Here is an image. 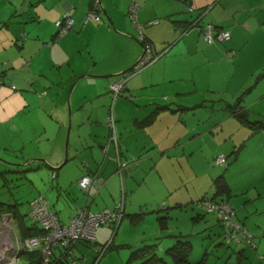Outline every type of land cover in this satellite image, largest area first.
<instances>
[{
  "label": "crops",
  "instance_id": "obj_1",
  "mask_svg": "<svg viewBox=\"0 0 264 264\" xmlns=\"http://www.w3.org/2000/svg\"><path fill=\"white\" fill-rule=\"evenodd\" d=\"M19 1L10 0L4 7L6 1L2 0V7L0 6V47L2 49L9 46L14 47V51H10V55L0 58V76L3 78L0 83V102L10 105V109L5 114L6 119L1 122L10 123L14 131L19 130L21 124L22 127L25 126L24 118L15 121V116L21 117L20 114L25 112L27 107L28 110L29 108L32 109L33 103L29 99L33 98L36 101L35 107L32 109L35 111L32 118L36 120L37 124L38 110H42L40 111L42 115H40L41 130L39 134L58 124L60 126L67 124V102L71 111V122L78 113L75 120L79 125L87 121L86 119L96 123L105 120L110 129L109 136L110 133H114L111 144L108 142L109 137L104 140V138L98 137L97 131L92 134L94 137L91 140L85 139L84 146L87 148L83 151L86 152L88 148H91L89 151L91 156L98 160V167L93 171L89 168L87 173L81 175L80 178L90 173H97L100 183L90 185L88 191L81 189L79 184L73 190L66 188V190L72 191L74 200L73 207L70 208L72 212L69 216L70 221L77 210L84 205L89 208V211L113 209L123 194L121 187L124 188L125 192L124 207L126 204L130 208L133 207L135 205V192L145 183L153 169L161 180V186L155 188V191L160 190V194L154 192L153 199L142 200L144 205L154 207L163 202L165 206L180 208L188 206L194 199L199 200L201 197L202 199L208 197L202 195L208 188H203L199 192L193 190L192 184L195 179L189 175L195 171L192 156H190L193 151L190 148L187 149V146L185 147L186 150L177 144L186 136H191V139H194L196 135L186 116L182 114V112L188 111L190 107L181 102L178 95L199 88L193 78L180 76L179 66L175 65L174 62H177L176 59L179 55L193 54L202 58L205 66H210L216 62H225L235 68V71L239 69V77L231 87L230 84L235 73L226 75L225 89L255 88V85H248L254 77L264 71V0H135L139 9L133 18L128 14V8L134 0H112V3L108 0H100L102 7L98 11L100 16L98 23L93 21L80 23L83 19L81 16L84 17L94 0H52V2L49 0H21L22 6L20 8L17 4ZM207 7L209 10L201 18V22L208 21L220 28L230 30L229 39L222 42L206 43L196 28L188 29L182 34L184 22L194 17L189 12ZM66 13L72 19V27L68 31L57 37L56 32L50 34L51 28L48 24L41 32L40 29H43L44 21L50 23L51 20L59 19L58 17L63 14L66 15ZM78 13L80 15H77ZM103 15L107 17L108 21H103ZM79 24L80 30L77 31ZM101 29L103 35L105 34L104 40L100 45L102 37L98 49L92 50L91 42L94 41V37ZM138 29L149 39L155 52L161 51L166 46L167 51L163 53L161 59H152L137 73L126 79L123 91H130V99L124 101L127 102V106L129 107L130 100V107L134 103L136 91L140 92L142 89L155 85L173 84L166 89H186L184 90L186 92L182 93L181 90H176L167 94L163 100L169 104L170 108L178 107V110H161L154 120L147 125H143V121L152 114L154 107L153 109L150 107L149 112L142 114L143 116L134 117L131 125L121 119L118 114L117 118L121 119L122 123H118L117 127L114 128L116 121L114 120V111H111V104L114 105L115 101L117 107L124 97L122 99L118 96L110 97L108 84L116 79H106L105 75L121 73L129 68V65L131 67L138 58L139 47L137 43L140 42L138 41ZM190 75L192 77V73ZM134 76L136 78L127 86V81ZM75 80L76 82L72 86ZM187 80L186 85L175 84V82H184L185 84ZM79 84L94 89V103L88 107V112L86 109L84 110V104L81 106L80 104L73 105L76 103L74 98L83 96L82 92L77 93L75 97L73 96L74 92L70 99H67V102L64 101L65 89L69 87L71 89V86L75 89ZM43 89H50V91H44L43 94ZM7 96L11 100L4 101ZM12 100H21L23 103L11 104ZM91 100L93 102V97ZM151 103L154 104V102ZM227 109L229 111L228 105ZM248 112L245 113L246 116ZM257 115L260 119H264V114L257 113ZM17 121L19 123H16ZM228 123H234L233 126L237 125L234 129H226ZM218 124L221 126L220 129L217 127ZM245 124L234 118L229 111V115L222 121L215 122L210 128L204 129L197 135L210 133L217 137H227L230 146L237 145L232 151L236 154L240 151L244 141L239 132L248 128L252 130V133L260 131H253L251 127L247 126L248 124ZM111 125L114 126L112 129L110 128ZM159 128L161 129L160 133L157 132ZM94 143L100 147L101 151L97 148L92 149ZM61 144L62 142L58 145L61 146ZM80 152L72 151L75 156H78ZM223 152H228V150H223ZM109 155L113 157L111 158ZM127 155H130V158L136 156L140 158L136 157L128 164L123 162L129 159L126 158ZM62 156V149L53 150L48 157L49 162L58 165ZM66 160L67 158H65ZM120 169H122L121 175L124 177L123 184H121ZM109 174L111 176H108ZM116 174L117 179L115 176V179L111 180L110 185L107 186L105 198L102 197L100 204H96L94 202L96 190L102 189V185ZM209 178L210 175L208 174V180H210ZM98 186L100 187L97 188ZM211 186L213 188V180ZM91 190L94 196L89 201ZM163 190L165 194H161ZM213 195L214 191L208 198L220 199V196L214 198ZM230 196L231 189L229 194L222 195V198L233 205L234 200H231ZM199 203L202 202L199 200ZM93 204H95V208L92 209ZM242 205L245 206L244 203ZM192 211H194V207H192ZM124 216L119 223L124 220ZM216 218L222 227L218 214ZM32 231H34L33 228ZM241 240L243 239H240L239 242ZM78 250H81L79 246ZM20 254H24V250ZM25 260V264H32L35 256L26 257ZM74 263L75 261L70 264Z\"/></svg>",
  "mask_w": 264,
  "mask_h": 264
},
{
  "label": "rangeland",
  "instance_id": "obj_2",
  "mask_svg": "<svg viewBox=\"0 0 264 264\" xmlns=\"http://www.w3.org/2000/svg\"><path fill=\"white\" fill-rule=\"evenodd\" d=\"M5 1L4 7L10 0ZM49 1L52 2V0ZM111 1L108 0V2ZM21 2V0L19 3L17 2L19 8L22 6ZM1 3L2 0H0V6L2 7ZM77 15L80 14L78 13ZM67 17H70L68 13L58 17L59 19L51 20L50 23L44 21L43 29H40L41 32L46 25L50 24V34H54L57 31L58 34L56 36L58 37L60 34L56 22ZM103 17V21H108L105 15ZM81 18L83 17L81 16ZM83 21L84 19L80 23ZM90 21L98 23L95 20ZM77 25L78 23L76 24V28ZM60 29L68 31L69 25L64 26L63 24ZM76 30H80V24ZM104 35L102 29L97 32L93 39L94 41L91 42L92 50L98 49V44L103 37L100 45L102 44ZM137 44L139 56H137L138 58L136 57L137 59L134 63L142 54L140 42ZM10 51H14V47L9 46L6 49L0 47V58L2 59L10 55ZM165 51H167V48ZM162 55H155L154 59L156 60ZM176 61L174 64L179 66L180 76L193 78L199 88L193 89L189 93L178 95L180 101L190 107L188 111L182 112V114L186 116L190 127L196 133L194 139H191V136H186L177 142L180 147L185 148L187 146V149L190 148L193 151L190 156H192L195 171L189 174L195 179L192 184L193 190L199 192L203 188H208L202 195L211 197L214 191L211 186L213 178L223 175L230 185V199L234 200L233 205L230 203L234 211L236 210L234 219L252 235L254 245H251L250 241L244 239L239 243L228 242L224 235L223 226L221 227L219 221H217V213L207 212L206 208L201 205L202 203H199L202 197L199 200L194 199L188 206L180 208L165 206L163 202L154 207L144 205L142 200L153 199L154 192L160 194V190L155 191V188L161 186V180L156 174L155 169H153L150 171V176L146 179L145 183L135 192L136 199L134 198L135 205L133 207L130 208L128 204L124 207L125 192L124 188L121 187V193L123 194H121V199L114 211L122 216L125 215L121 223H119L121 218L115 223L111 222L114 215L108 209L109 214L107 213L106 223L97 227L94 237L85 240L87 242H79L84 240L81 238L66 241L65 239L60 240V238L56 243L46 244L42 238L48 233L47 228L43 231L33 228L36 231V234H34L41 241L31 251L25 249V254H18L16 264H25L26 257L32 258L34 256L36 261L38 260L36 264H70L73 261H75L74 264H138L143 259L141 256L129 258L134 250L145 245H154L147 252L148 256L153 251L154 255L163 258L166 264H176L174 257L167 252V248L178 240H187L191 244L187 255L189 263L187 264H264V129L256 133H252V130L249 128L239 132L244 141L240 151L236 154L232 153V151L235 150L234 147L237 145L230 146L231 144L227 137H217L210 133L197 135V133L210 128L212 124L222 121L228 116L227 105H234L236 110H244L245 113L249 111L246 117L250 121H262L264 123V119H260L257 115V113L264 114V71H261L249 83L248 86L255 85L253 89H225L226 75L235 73L234 79L230 84L231 87L239 77V69L235 71V68H232L225 62H216L210 66H205L203 59L196 57L194 54L179 55ZM134 74L135 72L128 74L127 79ZM119 77L111 75L108 78H114L117 81ZM135 78L136 76L129 79L127 86ZM257 78L258 80H256ZM115 81L108 84L110 97H112V84H115ZM75 82L76 80L72 86H74ZM187 83L188 80L185 84L184 82H175L178 85H186ZM171 85L173 84H160L147 87L140 92L136 91L135 101L131 104V107V100L129 101V107L127 106V102H124L125 99L128 100L130 91L118 89L117 92L119 94L116 96L121 99L122 97L124 98L118 103L117 107L115 106V101L114 105L111 104V111H114L115 118L113 112L112 115L116 122L115 127L110 126V128H116L118 123H122L121 119L131 125L134 117L143 116L142 114H146L150 107L153 109L159 103L165 104L166 101L163 100H165L164 98H166L167 94L176 90H181L182 93L186 92L184 91L186 89H166ZM72 86L71 89L70 87L65 89L64 101L67 102L72 93L75 92L73 94L75 97L77 93L82 92L83 96L74 98L76 103H73V105L80 104L81 106L84 104V110L86 109L88 112V107L94 103V89H90L82 84L77 85L75 89ZM44 91H50V89H43V94ZM18 92H20L19 89ZM92 97L93 102L91 100ZM9 100H11L9 96L4 99V101ZM29 101H32L33 109L36 99L32 98ZM15 102L17 103L16 105L23 103L21 100H12L11 104ZM151 102H154V104ZM246 108H248V111H246ZM9 109L10 105L8 106L6 103L2 104L0 102V248L3 250L8 249L9 246H13L14 243L10 242L16 241L17 237L20 236L18 223L21 219L18 220V216L21 214L24 223L26 225L30 224L31 219L27 217L28 210L32 205L39 202L41 198L46 199L47 202L43 203V206H46L49 202V208H46L57 212L55 215L58 220L60 219V222L62 220L68 223L70 221L69 216L72 214L70 208L73 207L74 201L71 190L77 186L78 180L80 179L79 181H81L82 179L80 176L87 173L89 168L93 171L98 167V160L94 156H91L89 151L91 148H88L86 152L83 151L87 148V146H84L85 139L91 140L94 137L92 134L97 131L98 137L104 138V140L109 137L108 142L111 144L110 129L105 120L96 123L95 121H88L86 119L87 121L79 125L75 120L78 116L77 113L71 122V111L68 107V102L67 124L61 126L58 124L57 126L48 128L44 132L42 131L40 134L41 126L39 122L40 115H42L40 111L42 110H38L39 119L37 124L36 120L32 118V114L35 111H32L30 108L28 110L27 107L26 111L20 114L22 117L26 113L25 116L22 118L19 115L15 116V121H20V119L24 118L23 121H25L26 125L22 127L21 124V128L14 131L10 123L1 122L6 119L5 114ZM118 114L121 119L117 118ZM16 123L19 122L17 121ZM233 124H226V129H234L237 124L235 126ZM217 127L220 129L221 126L218 124ZM157 132L160 133L161 129L159 128ZM116 133L118 134L117 131ZM60 142H62L61 146L58 145ZM96 148L101 151L100 147L94 143L92 149ZM59 149L63 150L61 162L58 165H53L49 162L48 157L53 150ZM223 150H228V152H223ZM72 151L81 152L78 156H75ZM69 152L70 155H68ZM220 155H224L226 158L223 159V162L219 163L221 165H218L215 163V159ZM109 157L112 158L113 156L109 155ZM136 157L140 158L139 156ZM136 157L130 158V155H127L126 158L129 159L123 162L131 163ZM65 158H67L66 161H64ZM122 169H120V175ZM208 174L210 175V180H208ZM86 176L88 181L92 178L90 185L98 180L97 173H90ZM108 176H111V174ZM115 176L117 179L118 176L116 174L102 185V189L96 190V199H94L96 204H100L103 199L102 197L105 198L107 186L110 185L111 180L115 179ZM123 178L121 175V184H123ZM66 188H70L71 190H66ZM161 192H163L161 194H165L164 190ZM93 196L91 190L89 201H91ZM243 203L245 206L242 205ZM192 207H194V211H192ZM93 208H95V204H93ZM239 208L241 209L237 211ZM83 209L87 210L89 208L84 205ZM50 210L51 215L49 217H52L53 211ZM139 212L141 213L138 216H130V214ZM140 216L141 218H139ZM75 219H78V215ZM72 221L73 219L69 224ZM36 225L38 226V224ZM51 240L56 239L51 237ZM75 243H78L77 247H73ZM105 243L107 245L110 244L106 251L100 247V245ZM19 244L21 245V240ZM78 246L81 248L80 251L78 250ZM71 252H73V255H71Z\"/></svg>",
  "mask_w": 264,
  "mask_h": 264
},
{
  "label": "built area",
  "instance_id": "obj_3",
  "mask_svg": "<svg viewBox=\"0 0 264 264\" xmlns=\"http://www.w3.org/2000/svg\"><path fill=\"white\" fill-rule=\"evenodd\" d=\"M138 8V5L136 2H132L130 7H129V15L133 18L136 16V10ZM90 20H95V21H99L100 20V16L92 11V10H88V12L85 14L84 16V23L85 22H89ZM69 25V28L72 26V19L71 17H67L66 19L64 18L63 21L58 20L56 22V25L59 27V34H63L65 32V30L60 29L61 25ZM140 30L138 29V34H139ZM203 36L204 39L207 40V42H213L214 40L217 41H224L230 38V31L229 30H221V31H217L215 29H213L211 27V25H205L203 27ZM142 55V54H141ZM155 56L153 57L154 60ZM140 59V58H139ZM147 62V57H145L137 66L134 67V72H138V68L142 65H144ZM128 76H125V74L120 75L119 79L117 81H115V84H112V92H111V96L115 97L116 95H118L119 93L117 92L118 89H121V87L123 86V83L126 82ZM3 79L0 77V82H2ZM112 126V125H111ZM110 137L112 138V136L114 135V133H110ZM226 158V156L224 155H220L218 157H216L215 159V163L218 165L221 161L223 162V159ZM224 164V163H223ZM92 178H90V180L88 181L87 176L82 177L81 181H80V187L82 189H85L84 191H87L89 186H90V181ZM40 200V199H39ZM42 200V201H41ZM41 200L37 203H35L34 205H32L29 209V216L31 219L36 220L38 222L41 223L42 227H44V229L48 230V233L45 235V237L42 238L43 242L46 244H51L52 242L56 243L58 239L62 240L65 239L66 240H74L76 238H81V239H86L88 240L91 237H94V229L99 226L100 224H105L106 223V219L107 216L109 214V210L106 209L103 212L100 213H91L88 214L87 216L90 215H102L101 219H97L95 222L91 223V224H87L88 220L87 217H84V215L80 214V219H75L76 217L72 218L73 221L71 224H66V223H60L59 224V220H58V225L63 226L65 229H74V225L76 223V221L79 222V226H77L76 228V233H74V237H69L68 234H64L63 236H61L60 238L56 239V240H51V237L53 234H55L57 232V226L53 225L51 227H46L44 226V222L49 218L50 212L49 210L46 208V206H43V203H47L46 200L44 198H41ZM202 204L206 207L207 211L209 212H216L218 214L219 220L223 226L224 229V235L225 238L228 242H239L240 239H244L246 241H250L251 245H254V243L251 241V235L247 232L246 228L243 227L240 223H238L235 219H234V214L235 211L232 207V205L230 204V202L228 200H224V199H219V200H213L210 198H203L201 200ZM83 209V207H82ZM108 213V214H107ZM53 216V215H52ZM86 216V215H85ZM33 236V235H32ZM41 241L37 236L34 237H28L26 239H22L21 240V245L24 247V250L27 249L26 247H30V246H36L38 244V242ZM19 242H20V238L17 237V240L14 242H10V243H14L13 246H15L16 248L19 247ZM9 243V242H8ZM48 247V246H47ZM39 249V248H38ZM4 256V254H2ZM3 256L0 258V261L2 263H5L3 261ZM15 261L14 264H16L18 258L17 256L14 257Z\"/></svg>",
  "mask_w": 264,
  "mask_h": 264
},
{
  "label": "trees",
  "instance_id": "obj_4",
  "mask_svg": "<svg viewBox=\"0 0 264 264\" xmlns=\"http://www.w3.org/2000/svg\"><path fill=\"white\" fill-rule=\"evenodd\" d=\"M100 5L101 4H100V2L98 0H94L93 3H92V5H91V9H89V10H92V11H94V12H96L98 14L99 9L101 8ZM129 7H130V5H129ZM137 9H139V6H138ZM208 10H209L208 7L207 8H203V9L201 8V9H197V10H191L189 13L192 16H194V17H192L191 19H188V20H186V22H184V25H183L184 28L182 30V34L185 33L186 31H188V29L196 28L198 30L199 34L201 35V37L203 38V40L206 43H209V42H207V40L204 39V36H203V33H202L203 32V27L205 25H208L209 24V25H211V27L213 29H215L217 31L228 30V29L220 28V27H218V26H216L213 23L208 22V21L201 22V18L204 15H206V13L208 12ZM129 13H130V11H129V8H128V14ZM193 13H195V14L193 15ZM83 19H84V17H83ZM63 20H64V18H62L60 21H63ZM57 34H58V32L56 31V35ZM138 41H140L141 46H142V55L140 56V59H138L131 67H129L127 69L128 71L126 70L127 71L126 73L123 72L120 75H123L125 73V76H127L128 74L133 73L134 72V67L137 66L145 57H147V55H146L147 53L149 54V58L150 59H148V61L144 65L140 66L138 70H140L141 68H143L149 62H151V60L153 59V57L155 55L163 54L164 51H165V49L167 48V46H166V47H163L161 51L159 50L160 52L159 51L158 52H155L154 49H153V47L151 46L152 44L149 42V39L146 37V35L144 33H142L141 30H140L139 35H138ZM213 42H220V41L214 40ZM213 42H210V43H213ZM124 88H125V84H123V86L121 87V89H124ZM228 108H229V111L234 116V118H236L241 123L242 122L243 123H246L245 125L248 124L247 126L251 127L253 129V131H258V130H261V129L264 128V123L262 121H250V120H248L247 117H246V115H245V112L243 110H236L234 108V105H228ZM166 109H171L173 111H176L179 108L178 107L177 108H170V106H169L168 103L167 104L166 103L165 104H158L154 108V111L152 112V114L143 121V125H147L150 122H152L154 120L155 116L161 110H166ZM98 178H99V176H98ZM78 184H79V181H78ZM213 188H214V195H213L214 198L217 197V196H220V199L226 200L225 198H222V195L223 196H226V195L229 194V192H230V186L228 185L226 179L222 175H219V176H217V177H215L213 179ZM83 190H85V189H83ZM120 199L118 200V202L120 201ZM117 203H116V205H117ZM116 205H115V207H116ZM46 207L49 208V202L46 205ZM115 207L113 209H110L112 211V214L114 215L113 219L111 220L112 223L117 222L119 218H122L123 217L122 215L118 214L117 212H114L115 211ZM48 210H50V209H48ZM102 210H104V209H101L100 211H102ZM50 211H53V210H50ZM28 212H29V210H28ZM54 212L57 213L56 211H53V213ZM94 212H97V211H94ZM140 213L141 212H139V213H133V214H130V215L131 216H138ZM18 217H19L18 220L21 219V221H19V223H18V227H19V230H20V236H19L20 240H22V239L24 240V239H26L28 237H34V236H36L35 235L36 234V231L35 230L32 231V228H34V229H36L38 231L39 230L40 231L45 230L44 227H42L41 223L38 222V221H36V220L31 219L30 216H29V214H27V217H29L31 219V221H30V224H28V225H26L24 223V219H23V217H22L21 214ZM61 222H63V221L61 220ZM64 223H66V222H64ZM36 224H38V226ZM32 235H34V236H32ZM85 240L86 239H84L83 241H79V242H87ZM78 243H75L73 245V247H77V244ZM109 245L110 244L107 245V243H105L103 245H100V247L101 248H104V251H106V249L109 247ZM153 246L154 245H145V246H142V247L134 250L132 252L131 257L129 259H132V258L141 256L143 259L138 264H166L165 260L163 258H160V257L155 256L153 251L150 253L149 256L147 255L148 254L147 252H149L150 251V248H153ZM190 247H191V244H190L189 241H187V240L186 241H180V240H178L175 244H173L172 246H170L169 248H167V252L170 253V255L174 257L176 264H187V263H189V261L187 260V255H188V252L190 250ZM71 255H73V252H71ZM37 261H36V258H35V260H34V262L32 264H36ZM69 262H70V260H69Z\"/></svg>",
  "mask_w": 264,
  "mask_h": 264
},
{
  "label": "bare ground",
  "instance_id": "obj_5",
  "mask_svg": "<svg viewBox=\"0 0 264 264\" xmlns=\"http://www.w3.org/2000/svg\"><path fill=\"white\" fill-rule=\"evenodd\" d=\"M133 2H135V0ZM146 55H147V61H148V59H150L149 58V54L147 53ZM99 183H100V179L98 178V180L95 181L93 183V185H98ZM79 185H80V181H79ZM104 210H106V209H104ZM104 210L94 212V211L84 210V209L80 208V209L77 210L76 214L72 218L77 217V215H78V218L80 219L81 218L80 217V212H81V214L84 215V217H87V220H88V223L87 224H91V223L95 222L97 219H101L102 218V215H90V216H87V215L88 214H91V213H100V212H103ZM44 223H45L44 226H46L48 228L51 227V226H53V225L54 226L55 225L57 226V232L58 233L53 234V236H52L53 239H58L61 236H63L64 234H68L69 237H72L73 238L74 237V233H76V229H77L76 227L79 226V222L76 221V223L74 225V227H75L74 229H72V230L65 229L63 226L58 225V220H57V217H56L55 213H53V216L52 217H49ZM60 223H64V222H59V224ZM68 223H70V222H68ZM68 223H66V224H68ZM100 225H103V224H100ZM99 226H97V227H99ZM96 228L93 231L94 235H95ZM26 248L29 251H31L32 248H33V246L26 247ZM22 250H24V247L22 245H19L18 248H16L15 246H9L8 249H6V250H3L2 248H0V258L3 256L2 254L8 255V256H3V261L5 263H2L0 261V264H14V261H15L14 257H16L18 254H20V252Z\"/></svg>",
  "mask_w": 264,
  "mask_h": 264
},
{
  "label": "water",
  "instance_id": "obj_6",
  "mask_svg": "<svg viewBox=\"0 0 264 264\" xmlns=\"http://www.w3.org/2000/svg\"><path fill=\"white\" fill-rule=\"evenodd\" d=\"M99 2H100V0H98ZM101 4V3H100ZM101 7H102V5H100ZM123 72H126V70L125 71H122L121 73H123ZM121 73H119V74H116L117 76H120V74ZM111 75H105V78H108V77H110ZM64 161H65V159H64Z\"/></svg>",
  "mask_w": 264,
  "mask_h": 264
},
{
  "label": "flooded vegetation",
  "instance_id": "obj_7",
  "mask_svg": "<svg viewBox=\"0 0 264 264\" xmlns=\"http://www.w3.org/2000/svg\"><path fill=\"white\" fill-rule=\"evenodd\" d=\"M134 73V72H133Z\"/></svg>",
  "mask_w": 264,
  "mask_h": 264
}]
</instances>
